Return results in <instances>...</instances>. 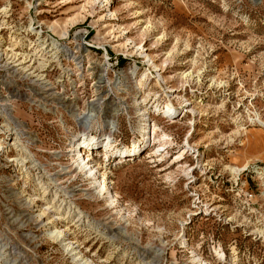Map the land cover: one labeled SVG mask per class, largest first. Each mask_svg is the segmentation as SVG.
Returning a JSON list of instances; mask_svg holds the SVG:
<instances>
[{
	"label": "rangeland",
	"instance_id": "374dc122",
	"mask_svg": "<svg viewBox=\"0 0 264 264\" xmlns=\"http://www.w3.org/2000/svg\"><path fill=\"white\" fill-rule=\"evenodd\" d=\"M145 54L158 71H146ZM166 103L175 115H164ZM1 109L19 123L48 189L68 193L94 223L57 222L93 264H264V0H0ZM147 115L150 141L139 136ZM5 120L0 246L11 264H76L47 237L53 213L37 220L48 196L12 161ZM81 133L110 134L120 149L98 168L115 207L88 195L95 190L74 170L70 142ZM93 150L102 163V147ZM21 191L39 200L27 206Z\"/></svg>",
	"mask_w": 264,
	"mask_h": 264
},
{
	"label": "bare ground",
	"instance_id": "6f19581e",
	"mask_svg": "<svg viewBox=\"0 0 264 264\" xmlns=\"http://www.w3.org/2000/svg\"><path fill=\"white\" fill-rule=\"evenodd\" d=\"M49 45H51V50L56 49V52L64 53V56L67 53V49L60 47V45L55 43L54 40H50ZM55 57L57 58L58 56L55 54L54 58ZM59 57H61V56H59ZM144 57L146 58V64L148 67V69H146V71L150 70L151 68L155 69V71H158V65L155 64L152 57L149 54H145ZM59 59L60 58L56 59V61L58 63L60 61ZM145 74L146 73H143L141 76L143 78V80L146 79ZM156 74H157L156 78H157L158 82L160 80H163V77L160 73H156ZM37 77H38L37 80L41 81V84L44 85V88L51 85L50 83H48V81L45 80L44 75H40ZM37 80H35V81H37ZM47 89H51V88H47ZM70 110L72 113H75L74 112L75 111L74 105L70 106ZM162 110H163L164 115H166V116H173L177 113V110L175 108H173V106L170 103H166L162 107ZM155 111H161V109L159 107L158 108L155 107ZM190 111H193V109L191 108ZM189 113H191V112H189ZM2 114H4V116L6 117L5 125L2 128H5L10 133L9 135H12V138H10V139H12V141H11V144H9V145L12 146L13 148H15L17 151V155H16L17 157L12 159V161H15L18 166L25 167V169L29 170V172L32 175V179L35 183L36 188L40 190L39 193L43 194L42 195L43 199H45V197L48 196V202H46L45 208H41L37 214V218H38L37 220H40V222L43 223L45 221V216L47 218V215H50L51 213H53L48 219H46V222L44 223L45 227L48 226L47 227L48 228V230H47L48 236L47 237H49L50 239L55 240L58 243H60V245L62 246L64 251L67 252V254H69L71 256L72 260L76 264H93V262L91 260L85 258L79 251L76 250V248L74 246L75 242H71V241L67 240V238L65 236V231H68L69 228L67 227L65 230H61L60 228H58L57 222L58 221H60V222L67 221V220L71 219L70 222L72 221V223H73V221H74L73 225L74 226L76 225L75 227H77V228L79 225H83L81 227L91 228L94 226V225L91 226L94 223L89 221L91 219H89V220L87 219V216L83 213V211L78 206H76L70 200H68V201L66 200L67 197H69L68 193L61 194V190H57L56 188H54L55 190H51V191L48 189L51 187V184L53 182L50 181L49 176L47 175V171L45 170V168L40 163H38L37 160H35L34 155L31 153L30 149L25 144H23V142L21 140L23 134L19 131V128H18L19 123L16 124L15 122L11 121L6 110L1 109L0 115H2ZM148 120H149L148 115H147V117L143 118V120L141 122V126H140V135L139 136L145 135V137H147L150 141V140H152L151 138L153 137V128H155V126H153L152 122L151 123L148 122ZM88 122H90V117H86V119L84 120L85 125L88 124ZM156 130H159V132L161 133L158 141H161V142L166 141L168 138L167 135L162 130H160L159 128H156ZM84 134L85 133H81L80 136L77 137V139H72L70 142V146L73 149L70 152H72L71 160H72V164L74 165V170L77 173H81V175H84L89 180V184L91 185L89 190L90 189L95 190V192L93 191V193H91V191H90V194H88V195L101 196L107 202L108 206L115 207L119 202L117 195L115 194L114 191H112L111 185H109L106 182L107 178L105 177V175H106L105 171L100 172V170L98 168L101 166H103V168H105L106 162H108L110 160L111 155L114 153L116 155L117 152H119L118 150H120V149H117L115 147L116 145H114L112 143L113 141L111 139L110 134H105L103 136H98V137L92 136L91 134H88V133H86V136H84ZM138 143L144 144L145 143L144 138H140ZM185 144L187 145V142H185ZM99 145L103 149V155H102L103 160H102V163L97 164L94 162V160L92 158L93 157L92 152L95 151L93 149L98 147ZM159 149H160V147H158L154 151V154H157L158 151H160ZM125 151H126V149H125ZM126 155L131 156L130 154L129 155L125 154L124 156L127 157ZM183 155H184V151H182L176 157V159H178V160L183 159ZM159 160H161V159H159ZM28 164H29V166L27 167ZM34 191H35V189H34ZM23 193H24V191L20 192V194L23 197L26 196V202L25 203L27 204V206H34L36 204V201L39 200L37 197H35L33 195H27V194L24 195ZM61 196H63V198H61ZM121 210H123V209H121ZM78 222H79V224H77ZM102 237L107 239L108 242H110V241L113 242V240H115L117 238V236H115V235H110V236L105 235ZM7 248L8 247L0 246V255L4 254L5 251H7ZM157 251H158V249H157ZM7 255H9L8 252L5 253V256L2 257L3 259L5 258V261L3 263L4 264H11V260H9L7 258ZM216 255L220 259L224 258V253H222V252L216 251ZM142 256H143V254H142ZM140 257H141V255H140ZM0 259H1V257H0ZM144 259L145 258H141V261H143ZM194 260L195 261L199 260L200 263L202 262V260L200 258L194 259ZM12 263H13V261H12ZM144 264H146V263H144ZM150 264H151V262H150Z\"/></svg>",
	"mask_w": 264,
	"mask_h": 264
}]
</instances>
